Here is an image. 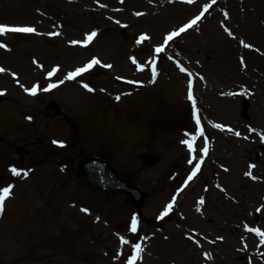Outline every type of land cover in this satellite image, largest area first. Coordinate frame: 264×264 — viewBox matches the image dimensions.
Returning a JSON list of instances; mask_svg holds the SVG:
<instances>
[{
	"label": "rangeland",
	"instance_id": "rangeland-1",
	"mask_svg": "<svg viewBox=\"0 0 264 264\" xmlns=\"http://www.w3.org/2000/svg\"><path fill=\"white\" fill-rule=\"evenodd\" d=\"M208 1L0 0V25L36 29L0 35V89L8 98L0 103V190H10L0 215V264H129L136 245L141 251L134 264H264V259L246 261L259 237L247 227L264 232V144H257L258 134L238 137L237 129L230 132L227 125L250 130L254 122L264 136V87L257 81H264V63H258L264 58V38L261 43L240 31L238 22L224 21L232 12L226 0L212 6L164 54L155 49L168 30ZM235 1L241 14L252 12L264 24V0ZM93 32L86 49L69 43ZM142 36L148 39L137 44ZM247 52L258 58L247 59ZM91 54L113 66L96 68L87 78L109 93L127 89L130 95L118 102L99 88L91 95L83 90L86 79L81 88L73 82L30 94L31 87L49 82L48 73L66 79ZM244 61L252 65L245 69ZM193 73L198 75L200 121L227 126L222 132L208 129L214 147L202 172L175 212L159 219L170 190L188 168L179 139L191 124L187 87ZM117 75L128 81L125 87ZM242 86L249 91L234 94ZM244 96L249 119L241 116ZM52 97L71 115L74 127L44 115ZM51 138L66 141V147L51 146ZM143 152L160 161L147 165ZM88 153L101 154L140 186L144 201L138 216L123 193H102L78 175L75 161ZM252 160L254 167L248 164ZM13 163L18 176L8 171ZM24 166L34 168L22 179ZM259 244L264 251L260 237Z\"/></svg>",
	"mask_w": 264,
	"mask_h": 264
},
{
	"label": "snow or ice",
	"instance_id": "snow-or-ice-1",
	"mask_svg": "<svg viewBox=\"0 0 264 264\" xmlns=\"http://www.w3.org/2000/svg\"><path fill=\"white\" fill-rule=\"evenodd\" d=\"M188 3H192L193 0H187ZM213 4L216 2V0H212ZM211 5L207 6L205 8V11H207V8L210 7ZM203 12L200 14V16H197L194 20H192L188 25L184 26V27H181L178 31L176 32H173L172 34L168 35L166 38H165V44L167 45L169 41L173 40L174 37H177L179 36L181 33H183L184 31H186V29L188 28H192L193 25H195L200 19L201 17L203 16ZM139 15V14H137ZM227 15V14H225ZM36 31L35 28L33 27H8V26H4V25H0V35L4 34V33H7V32H13V33H16V32H23V33H34ZM55 35H58V33H55ZM96 33L93 32L91 33L87 38H86V42H90L94 37H95ZM148 37L147 36H142L140 39H138L136 42L137 44L141 43L142 40H147ZM73 43H76L75 41ZM242 44H244V47H249V45L245 44L243 41H241ZM0 47H4V45H0ZM164 51L163 48H157L156 49V52L157 53H160ZM100 61L99 60H96V59H93V61H91L89 63V65H87L85 68H82V69H77L75 72L73 73H70L68 74V76L66 77L67 79L71 80V79H74L75 77L81 75V73L87 71L89 68L92 67V65L94 64H99ZM133 63H136L135 59H133ZM106 67H111L110 65L106 66ZM182 72L185 71L184 68H181L180 69ZM4 69L0 68V72H3ZM56 69L53 70V72H55ZM154 71V76H155V70ZM53 73H49V76H51ZM53 87H55V85H53ZM85 87L87 88V85H85ZM47 90V89H46ZM89 91H92V89H88ZM35 92H36V89L33 88L32 90H30V94L32 95H35ZM0 95H3L2 92H0ZM117 99H119V97H117ZM188 99L190 101H193V108H194V114H195V101L193 100V93H192V87H191V81H189V94H188ZM200 121L199 119H197V124L199 125ZM215 127H221L220 125H214ZM229 131H231V129H229ZM236 136H240L241 134L239 132H236L235 133ZM261 139L262 141H264V136H261ZM54 143H56L54 141ZM182 143H185L187 144V146L189 147V150L191 151L192 150V144L189 142V141H182ZM205 149H204V154H207V141L205 142ZM202 162V161H201ZM189 163H191V160L189 161ZM200 170V163H197L196 166H195V169L193 170V172L191 173V175L188 177V180H192L193 177L196 176L197 172ZM12 172H13V175H20L21 173L18 172L16 169H12ZM24 176H27L28 175V172L25 171L23 173ZM246 175H250V173H246ZM9 189L8 188H5L3 189V191H0V215L3 214V212L5 211V200L6 198L8 197L9 195ZM173 200H175V197H173ZM200 204H203L204 201L203 199H201L199 201ZM172 208V204H169L168 205V209L170 210ZM82 211H86L84 209H82ZM164 215H167V211L164 213ZM131 230L132 231H135L136 230V218L133 217V221H132V226H131ZM249 231H255V234L257 236L260 237V240H261V243H264V232H260L259 230H252V229H248ZM141 251V247L140 245H136V256H134L130 261H129V264H134L135 260L138 258V255H139V252Z\"/></svg>",
	"mask_w": 264,
	"mask_h": 264
},
{
	"label": "bare ground",
	"instance_id": "bare-ground-1",
	"mask_svg": "<svg viewBox=\"0 0 264 264\" xmlns=\"http://www.w3.org/2000/svg\"><path fill=\"white\" fill-rule=\"evenodd\" d=\"M230 3H231V5H229V6L232 7V12H231L232 15H231V21H230V23L234 26L235 23L238 22L239 23L240 31H244L246 33V35H249V37H252L255 40L257 38L258 41H260L261 43H263L262 42V40H263L262 38H264V24H262L260 21H258V19L253 16L252 12L251 13L246 12V13L241 14L239 12V10L237 9L238 3L235 0H230ZM262 8L263 7H261V10H262ZM248 30H250L251 33ZM246 54H247V59H249V60L252 59V58H254L256 60L258 58L257 57L258 55L256 53L247 52ZM247 63L249 65H252V62L251 61H246V67H245V69L248 68V64ZM258 63L260 65H262L264 63V58L263 57L259 58ZM117 64L120 65V63H117ZM231 67H233V65H231ZM224 69H225V71L227 69H229L228 64L224 65ZM258 83H259V85H261L262 87H264V81L262 80V78L258 81ZM253 106H256V103L253 104Z\"/></svg>",
	"mask_w": 264,
	"mask_h": 264
}]
</instances>
